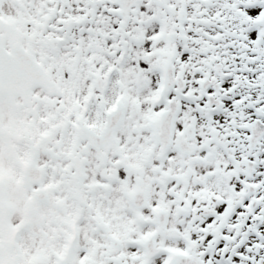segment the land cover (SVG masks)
Returning a JSON list of instances; mask_svg holds the SVG:
<instances>
[{
	"label": "snow or ice",
	"instance_id": "1",
	"mask_svg": "<svg viewBox=\"0 0 264 264\" xmlns=\"http://www.w3.org/2000/svg\"><path fill=\"white\" fill-rule=\"evenodd\" d=\"M0 264H264V0H0Z\"/></svg>",
	"mask_w": 264,
	"mask_h": 264
}]
</instances>
